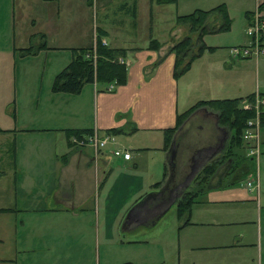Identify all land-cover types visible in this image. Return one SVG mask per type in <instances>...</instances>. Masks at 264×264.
<instances>
[{
  "label": "crops",
  "instance_id": "crops-1",
  "mask_svg": "<svg viewBox=\"0 0 264 264\" xmlns=\"http://www.w3.org/2000/svg\"><path fill=\"white\" fill-rule=\"evenodd\" d=\"M85 1L90 4L89 0ZM249 1L252 3L244 11V33L256 7L255 0ZM38 2L42 3L39 0H0V264H20V261L21 264H44L45 252L52 249L44 239L47 232L53 230L52 226L59 223H68L69 234L77 237L76 244L86 241V226L81 223L88 226L92 223L88 215L95 206L99 210L102 207L97 196L104 184L117 179L114 177L123 170L138 172L142 184V196L139 195L132 216L130 214L126 220L128 227L138 223L155 225L171 205L176 204L177 193L184 182V189L188 187L184 177L193 169L191 157H186L185 162L179 161L183 168L175 173L170 147H164V131L175 126L176 115L200 100L264 94V84L257 82L253 90L246 89L245 61L230 57L233 45H227L229 42L208 44L203 36L204 43L214 49L204 50L193 59L188 70L176 78L173 74L175 54L167 49L166 41L158 40L161 44L158 50L149 49V42L137 47L127 45L123 39L113 45L107 38L109 31L101 23L98 27L106 31L102 38L106 45L126 49L124 58H119L127 66L126 83L84 84L79 94L51 92L61 100L56 104V114L45 116L48 122L41 121L40 126H21L16 109L11 105L16 82L4 78L2 68L11 65L16 54L38 55L39 45L46 44L47 34L38 22ZM99 2L103 10L111 11V0ZM33 3L37 9L33 8ZM91 3L98 5L97 1ZM67 5L70 9V0ZM60 13L57 7L56 23L53 21L56 28L52 30L64 38L75 36V23L72 27L62 24L70 22V14L64 20ZM248 41L247 37L239 45ZM91 43L95 46L96 36L89 37L84 46ZM29 47L32 52H24ZM52 47L60 51L76 48L71 43ZM220 51L223 53L218 54ZM247 59L257 60L258 57ZM189 74H194L192 79L201 85H219L228 92L188 101L190 83L184 81L183 96L179 91V78ZM44 107L49 105L44 104ZM29 114L32 113L26 112L24 121H33L34 116ZM87 129L91 131L82 134L93 131L103 134L116 129L118 132L112 134L120 146L130 151V159L97 155L92 147L71 142L72 134L68 135L67 130ZM260 140L259 154L245 158L244 171H235L234 178L230 177L233 165L228 160L230 166H219L205 187L197 189L190 210L179 224L182 238L194 244L192 249L206 252L197 254L201 256L198 259L192 256V264H264V126ZM250 176L254 177V186L247 185ZM170 180L178 182L174 199L167 204L154 203L168 188ZM148 195H151L149 199H144ZM32 256L37 257L36 262Z\"/></svg>",
  "mask_w": 264,
  "mask_h": 264
},
{
  "label": "rangeland",
  "instance_id": "rangeland-1",
  "mask_svg": "<svg viewBox=\"0 0 264 264\" xmlns=\"http://www.w3.org/2000/svg\"><path fill=\"white\" fill-rule=\"evenodd\" d=\"M39 1L42 3L38 2V22L47 34L45 37L47 46L39 48V53L35 56H18L16 54L11 65L2 68L4 78L9 77L10 81L13 79L16 82L14 85L16 90L11 94V105L16 109L17 120L19 124H22L21 126H40L41 121L48 122L44 120L45 116L56 114V104L61 100L59 96L51 94V92L56 93L52 90V83L55 75L71 61L68 58L72 57V49L60 51V49H54L53 45L71 43L76 48L84 46L89 42V37L94 39L96 36L97 38V29L102 23L109 31L110 37L107 38L113 45L115 41L123 39L127 45L144 47L150 38H155L160 42L166 41L167 49H169L188 37L191 49L196 50L201 42L198 40L197 32H191L187 24L177 22L176 16L188 14L197 8L206 10L224 3L231 21L230 27L217 33L205 34L204 39L208 44L229 42L227 45L238 46L248 37L244 33L246 26L244 11L252 3L249 0H176L171 4H157L154 0H111L112 2L109 4L111 11H105L99 2L102 0H89L90 4L85 0H70V9L67 5L68 0ZM91 2L95 5L93 6ZM123 4L127 5L126 8L120 9V5ZM57 7L61 10V19L65 20L67 14H70V22L66 21L62 24H70L72 27L75 23L77 30L75 36L70 35L64 38L52 30L56 28L53 21L55 20L54 23H56ZM33 8L37 9L34 3ZM30 11L31 9H28V12ZM41 11H43V15ZM215 23L216 19L211 18L208 25L212 26ZM93 30L94 35L92 34ZM41 38V41H44L43 37ZM121 44L122 42L119 45ZM217 53H223V51ZM188 54L186 59L191 55V52L188 51ZM238 60L245 61L243 70L248 78L246 89L256 88V82L258 85L264 84L263 57H258L257 60ZM193 75L189 74L179 78V91L183 96L185 95L184 81L187 84L190 83L188 101L202 98V96H214L228 92L225 87L219 85H201L192 79ZM197 77L200 80L203 79ZM182 81L183 84H181ZM86 84L90 85L91 83ZM248 97H242L241 101L247 100ZM44 104H48L49 107H44ZM192 104L195 103H190L187 107ZM26 112L32 113L29 116H34L33 121L23 120V118L27 119L24 116ZM30 119L32 120L31 117ZM261 130L262 128L259 130V141H261ZM228 137V129L219 124V118L214 110L201 109L188 116L179 128L176 143L180 148H183L181 152L183 157L181 158L180 155V160L183 162L186 157L188 159L191 157L190 162L195 166L194 173L190 174L186 181L188 187L184 189V182L181 190L177 193L178 197L182 191L205 187V184L202 185L203 183L197 184L196 177L202 174V166L208 163L211 158L221 157ZM219 138L222 139L220 145L217 141ZM246 147L239 148V150L236 148L237 154L224 156L225 163L228 160L239 163L242 157L249 155V147ZM236 166L235 164L229 172L232 178H234L232 174L239 171L235 170ZM114 178L117 179L106 181L103 190L97 196L101 199L102 207L99 210L95 206L91 214L88 215L92 223H89V226L88 223H81L84 227L86 226V241L76 244L77 237L69 234L68 223L52 226L53 230L47 232L44 239L46 244H50L52 247L51 251H46L44 254V264H192V256L196 255L195 259H198L201 256L197 254L206 253L192 249L194 244L182 238L179 224L184 220L182 219L184 216L181 218L177 216L174 204L156 221L155 225L138 223L131 224L129 228L126 220L137 206L139 197L142 196L140 195L142 190L141 175L134 170H123L118 172L117 177ZM252 178L254 177H248V181H251ZM143 214L145 215L144 212ZM18 217L21 218V215L18 214ZM61 229H66V232H61ZM32 257L36 262L37 257Z\"/></svg>",
  "mask_w": 264,
  "mask_h": 264
},
{
  "label": "trees",
  "instance_id": "trees-1",
  "mask_svg": "<svg viewBox=\"0 0 264 264\" xmlns=\"http://www.w3.org/2000/svg\"><path fill=\"white\" fill-rule=\"evenodd\" d=\"M153 1V0H151ZM157 4H171L176 0H154ZM134 7V2L132 3ZM120 9H125L126 4L120 5ZM132 7V8H133ZM261 9L264 12V1L261 4ZM249 13H246L248 16ZM215 18L218 25L213 24L208 25L210 19ZM251 19V14H250ZM176 21L179 23L187 24L191 32H197L198 40L201 41L200 45L196 50H192L190 45V39L187 37L182 41L174 44L169 51L175 54L174 63V77L178 78L184 72L188 70L191 62L194 58L200 56L204 50H213L211 46H207L203 41V36L208 33H217L220 31L227 30L230 27V18L228 16V11L224 3H220L210 9H195L188 14L177 15ZM106 31L98 27L97 38L95 46L91 43L90 45L73 48L71 61L61 69L54 77L52 83V90L54 92H65V93H79L86 83H97L100 85H106L109 83H114L115 85H122L126 83L127 80V66L125 63L120 62L119 58H124L126 49L123 47H112L110 45H103L101 39L105 36ZM161 46L160 42L155 38H150L148 48L158 49ZM46 47V44H42L38 48ZM32 47L25 49L28 53L32 52ZM188 51L191 52L189 55ZM185 59V61H184ZM248 98L253 97V95H248ZM240 98H216L209 100H200L192 105L187 110L176 115V123L173 128L166 129L164 136V147L169 148L170 144L174 141L176 143L177 133L183 122L192 114L196 109L204 108L208 110L209 108L214 110L219 118V124L224 125L229 131L228 140L222 149L223 154L221 157L211 158L210 161L204 164L201 168L200 175H196L197 184H206L210 177L216 172L219 166L228 165V162L224 160V156L227 157L230 154H237V150L244 149V143L242 139V132L247 126L249 119H253L255 112L253 110H244L241 107ZM87 130H67L68 135L79 136L84 132H90ZM109 133L118 132L116 129H109ZM230 153H227L229 152ZM226 154V155H224ZM248 156L242 157L239 163H234L230 161L233 166L236 164L235 170H244L245 164L243 163ZM224 160V161H223ZM230 164L228 166H230ZM184 179V178H183ZM182 179V180H183ZM181 180V181H182ZM178 182L170 180L168 188L159 195L154 203L159 205L167 204L174 198L175 187ZM201 185V186H202ZM173 188V189H172ZM200 189V188H198ZM196 191L185 190L182 191L176 200L175 211L178 217L184 216L191 208L196 197ZM151 195L146 196L144 199H149ZM153 205L151 204V207Z\"/></svg>",
  "mask_w": 264,
  "mask_h": 264
},
{
  "label": "built area",
  "instance_id": "built-area-1",
  "mask_svg": "<svg viewBox=\"0 0 264 264\" xmlns=\"http://www.w3.org/2000/svg\"><path fill=\"white\" fill-rule=\"evenodd\" d=\"M264 0H255L256 7L251 13L249 25L245 33L249 37V43L233 46L229 50L230 57L236 59H247L253 57L264 58V12L261 4ZM106 45L104 39L101 40ZM247 100L240 101L244 110H253L254 118L249 119L242 134L244 146L249 147L248 157L257 156L260 152L259 130L264 126V94L257 93ZM71 142L76 145H88L94 149L97 155H107L114 159L128 160L131 157L130 151L126 147L120 146L112 133L99 134L96 131L91 133L72 136ZM247 150V147H246ZM254 179L247 181L248 186H254Z\"/></svg>",
  "mask_w": 264,
  "mask_h": 264
},
{
  "label": "flooded vegetation",
  "instance_id": "flooded-vegetation-1",
  "mask_svg": "<svg viewBox=\"0 0 264 264\" xmlns=\"http://www.w3.org/2000/svg\"><path fill=\"white\" fill-rule=\"evenodd\" d=\"M221 138L217 139L218 141V144L220 145L222 142H221ZM222 146V145H221ZM175 147V157H174V161H175V166H173V170L175 171V173L179 172L181 170V168H183V165L179 164V161H180V155L182 154L181 152L183 151V148L179 145H174ZM183 157V155H181V158ZM185 162V161H184ZM181 165V166H180ZM195 165H193V168H194ZM183 171H185V169H183ZM183 174L185 175V172H183ZM187 175V174H186ZM185 175V180L188 179V176Z\"/></svg>",
  "mask_w": 264,
  "mask_h": 264
},
{
  "label": "water",
  "instance_id": "water-1",
  "mask_svg": "<svg viewBox=\"0 0 264 264\" xmlns=\"http://www.w3.org/2000/svg\"><path fill=\"white\" fill-rule=\"evenodd\" d=\"M170 158H171V160H173L174 159V157H175V147H174V141L172 142V145L170 146ZM171 166L173 167V166H175V163L172 161L171 162ZM193 167V166H192ZM194 170V168L192 169V171ZM192 171H191V173L190 174H192ZM190 174H189V176H188V178L190 177Z\"/></svg>",
  "mask_w": 264,
  "mask_h": 264
}]
</instances>
